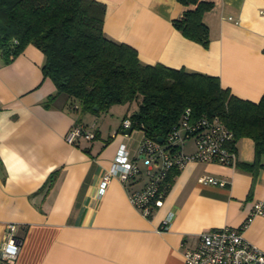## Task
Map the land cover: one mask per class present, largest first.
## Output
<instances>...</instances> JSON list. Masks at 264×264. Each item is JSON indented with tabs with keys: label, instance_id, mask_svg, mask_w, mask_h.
<instances>
[{
	"label": "crops",
	"instance_id": "crops-1",
	"mask_svg": "<svg viewBox=\"0 0 264 264\" xmlns=\"http://www.w3.org/2000/svg\"><path fill=\"white\" fill-rule=\"evenodd\" d=\"M99 1L106 5L104 34L135 48L142 62L217 76L240 98L258 101L264 93V0H207L213 6L202 16L206 46L173 22L194 5ZM43 61L33 44L10 63L0 57V247L7 223H16V236L22 237L16 259L2 264H183V253L196 246L201 232L240 225L252 203L264 199V165L253 183L250 171L238 164L198 160L176 171L162 204L149 217L132 206L116 176L101 192L102 176L121 144L141 169L130 186L141 187L147 180L137 150L142 132L136 141V135L120 129L119 116L136 105L113 104L100 112V119L101 114L70 111L60 93L46 107L43 101L56 87L43 75ZM76 123L92 127L95 137L68 143L65 135ZM235 147L237 163L254 160L252 139L241 137ZM183 149L193 152L194 143L189 151ZM51 173L55 180L47 189ZM201 175L225 182L203 183ZM242 235L264 251V215L252 216Z\"/></svg>",
	"mask_w": 264,
	"mask_h": 264
},
{
	"label": "trees",
	"instance_id": "trees-1",
	"mask_svg": "<svg viewBox=\"0 0 264 264\" xmlns=\"http://www.w3.org/2000/svg\"><path fill=\"white\" fill-rule=\"evenodd\" d=\"M178 1L194 7L184 10L175 26L206 46L208 27L202 16L213 2ZM105 13L106 5L99 0H0V57L10 63L33 44L44 55L43 75L56 87L44 106L60 93L66 96L67 109L77 113L99 114L113 104L134 103L136 109L124 117L130 118L132 130L152 140L163 141L187 108L190 120L216 116L232 132L233 149L241 137L253 140L254 160L235 164L250 171L254 183L264 165V93L258 101L240 98L222 87L217 76L142 62L135 48L104 34ZM177 170L168 172L167 190ZM54 176L47 177V189Z\"/></svg>",
	"mask_w": 264,
	"mask_h": 264
},
{
	"label": "built area",
	"instance_id": "built-area-1",
	"mask_svg": "<svg viewBox=\"0 0 264 264\" xmlns=\"http://www.w3.org/2000/svg\"><path fill=\"white\" fill-rule=\"evenodd\" d=\"M264 13V9L260 10ZM229 19L232 17L229 16ZM190 109L184 110L182 121L168 132L162 142L143 137L139 140L137 150L142 156L147 177L138 188L130 186L131 180L141 173L136 161L127 156L126 146L121 144L113 157L108 171L100 182L101 192L109 178L116 176L128 193L132 206L144 217H149L153 208L162 204L167 191V175L171 169H180L189 160L234 164L237 160L236 150L230 147L232 132L218 117L207 115L190 120ZM131 127L128 116L121 121L120 129ZM94 130L83 124H74L66 133L65 140L75 144L78 139L91 141ZM193 138L194 150L185 153L183 142ZM199 181L223 185L224 180L211 175H201ZM254 215H264V199L254 201L246 219L236 227L223 226L203 231L198 235L195 247L183 253V264H264V251L250 243L242 231ZM170 215L163 221L166 226ZM17 224L5 225L4 240L0 247V264L12 263L20 251L22 239L16 236Z\"/></svg>",
	"mask_w": 264,
	"mask_h": 264
},
{
	"label": "rangeland",
	"instance_id": "rangeland-1",
	"mask_svg": "<svg viewBox=\"0 0 264 264\" xmlns=\"http://www.w3.org/2000/svg\"><path fill=\"white\" fill-rule=\"evenodd\" d=\"M99 114H101L100 115V119H101V117H103V113H99ZM118 115V114H117ZM116 118H118V116H116V114L113 116V119H116ZM120 119H122L120 116H119V122L121 121ZM90 129H92V130H94L92 127H89ZM136 131V132H135ZM141 132L140 131H138V129H134L133 131H132V135H136V141H138L139 140V138H140V134ZM193 143H194V140H193V138H189V139H186L184 142H183V147H184V145H185V147H186V150H190V148H191V146L193 145Z\"/></svg>",
	"mask_w": 264,
	"mask_h": 264
},
{
	"label": "water",
	"instance_id": "water-1",
	"mask_svg": "<svg viewBox=\"0 0 264 264\" xmlns=\"http://www.w3.org/2000/svg\"><path fill=\"white\" fill-rule=\"evenodd\" d=\"M132 132V127H128L122 130V133L125 135H129ZM157 141L162 142V137H157Z\"/></svg>",
	"mask_w": 264,
	"mask_h": 264
}]
</instances>
